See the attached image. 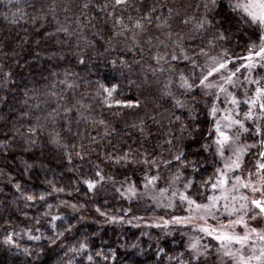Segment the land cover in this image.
I'll use <instances>...</instances> for the list:
<instances>
[{
  "label": "trees",
  "instance_id": "16d2710c",
  "mask_svg": "<svg viewBox=\"0 0 264 264\" xmlns=\"http://www.w3.org/2000/svg\"><path fill=\"white\" fill-rule=\"evenodd\" d=\"M204 2L129 0L127 6L113 8L114 0H0V264H88L85 253L70 251L85 237L94 264H179L187 259L178 239H159L155 232L141 238L140 229L107 223L109 216L120 217L111 190L101 184L99 193L89 191L82 181L100 166L112 180L135 184L141 193L145 175L159 173L164 181L176 171L175 161L171 168L162 161L178 148L201 161L194 175L197 187L211 175L214 158L201 148L210 130L203 102L190 119L175 106L174 97L186 99L176 77L167 64L161 72L153 59L162 54L170 60L172 40L178 37L186 47L207 44L212 33L193 28L205 12ZM218 4L208 15L227 30L228 38L217 44L232 54L245 53L250 37L255 39L253 31L232 11L229 0ZM144 16L152 22L136 33L134 42L128 17L134 21ZM188 17L191 23L185 24ZM117 20L128 25L123 35ZM171 63L186 70L185 61ZM170 76L171 96L164 88ZM109 82L118 85L116 95L123 105L103 104L99 85ZM57 134L59 143H53ZM125 153L129 160L117 163ZM145 157L158 165L144 164ZM184 171L193 175L191 169ZM53 186L64 191L53 192ZM30 194L36 199L26 200ZM192 195L201 199L196 189ZM141 197L129 202L127 217L158 216L154 204ZM52 216L62 219L53 221ZM53 224L62 236L56 238ZM68 225L74 226L71 231H65ZM6 236H12L11 243H5Z\"/></svg>",
  "mask_w": 264,
  "mask_h": 264
},
{
  "label": "snow or ice",
  "instance_id": "6c2138e0",
  "mask_svg": "<svg viewBox=\"0 0 264 264\" xmlns=\"http://www.w3.org/2000/svg\"><path fill=\"white\" fill-rule=\"evenodd\" d=\"M128 3L129 0H114L112 7L127 6ZM88 6L86 2L84 7ZM108 6L109 4L105 3L103 8L106 9ZM218 6V0H205L203 4L205 12L193 25L196 32L212 33L206 45L186 47L183 38L178 37L172 40L170 60L162 54L153 57L161 72L165 71V64L169 66L168 71L176 77L175 83L181 90L180 95L186 97L184 100L174 97L176 107L186 110L189 118L194 120L196 106L204 101L207 115L212 118L210 134L213 138L211 143H204L201 148L204 152H211L215 158L211 161V175L206 179L201 178L197 187L194 175L200 172L201 161L189 159L188 154L178 148L171 154V159L162 161L168 168H171L173 161L179 165L167 179V187L159 186L161 175L157 173L152 176L145 175L143 194L138 192L137 185L131 183L125 191L129 199L151 192L150 198L158 206L173 209L165 213L168 219L164 216L158 217L162 223H156L155 227L170 232V226L180 225L190 229L191 233L200 234H189L185 245L187 259H181L179 264H225V258L231 264H264V224L251 223L264 221V0H229V7L240 16L245 25L253 29L255 35V39L250 37L245 47L246 55L231 54L236 60L242 61L239 66L230 59V54L223 45H217V41L228 38L227 30L217 27L220 22L216 21L215 17L209 18L208 15ZM128 19L132 22L134 42L136 33L146 31L145 25L152 22L150 16L134 21L132 17ZM191 20V17L185 18L184 23H191ZM117 23L120 25V34L123 35L128 30V25L123 24L122 20H117ZM161 23L167 24V20ZM171 37L172 34L169 32V40ZM148 43H151V38ZM159 43L164 44L163 41ZM164 47L167 48L168 45L164 44ZM217 47L219 51H215ZM201 57L203 63L200 62ZM172 61L187 62L186 70L179 69L171 63ZM241 69L244 71L241 72ZM173 83L170 76L164 85L165 92L169 96L173 95L170 90ZM99 91L102 102L107 107L123 105L124 102L116 95L118 93L116 83L109 82L107 85L101 83ZM175 119L179 121L180 117L176 116ZM99 123L104 124V121L101 120ZM181 130H186L183 125ZM29 131L32 132L34 129ZM249 140L251 143L248 142ZM52 142L59 143L58 134ZM167 143L172 145L170 140ZM121 160L128 161L129 154L125 153L117 157L116 162L119 163ZM142 162L152 167H156L159 163L156 159L149 160L147 157ZM203 162L208 163L206 158ZM187 169H191L193 175H186L184 170ZM96 177L99 179L97 180ZM103 180L105 176L97 171L95 177H86L82 183L89 191H93ZM182 180L183 190L176 187ZM16 187L20 190L19 184ZM200 188L206 189L208 194L200 192ZM192 189H196L201 199L198 200L192 195ZM242 189L244 191H241ZM52 191L63 192L64 188L53 186ZM256 193H259V196L255 195ZM121 195H124V192H121ZM34 199H36L34 195L26 196L28 201ZM39 199L43 201L45 196L40 195ZM48 207L51 208V205ZM71 207L76 210L77 205L72 204ZM177 208L184 214H177L175 211ZM96 212L105 216V212L100 208H96ZM51 219L59 221L62 218L52 216ZM107 220L123 222V217L109 216ZM58 226L52 225L54 232ZM73 227L68 225L65 231H71ZM63 234L56 232V238ZM204 237L209 238L210 242L201 243ZM32 239L39 240L40 237L33 236ZM86 241L87 237L72 246L70 251L74 255L85 253L88 264H94L93 256L87 254L89 245ZM11 242L12 236H6L5 243ZM52 242L55 243V239ZM246 249L250 250L251 254H247ZM159 251L162 252L163 248ZM96 255L101 256L102 253L97 252ZM183 255L184 253H181V256ZM213 256L215 259H210ZM171 259L172 257H169V260Z\"/></svg>",
  "mask_w": 264,
  "mask_h": 264
},
{
  "label": "rangeland",
  "instance_id": "374dc122",
  "mask_svg": "<svg viewBox=\"0 0 264 264\" xmlns=\"http://www.w3.org/2000/svg\"><path fill=\"white\" fill-rule=\"evenodd\" d=\"M243 24H244V22H243ZM250 30L253 31L252 28H250ZM253 38H255V35H254ZM217 45H222V44H217ZM219 50H220L219 47H217L215 49V51H219ZM229 54H230V59H232L237 64V66H239L240 63H242V61L236 60L235 56L231 55L232 53L229 52ZM235 55L244 56V55H246V52L243 53V54H235ZM200 62L203 63V57L201 58ZM243 71L244 70L241 69V72H243ZM238 75H240V74L238 73ZM241 79H243V77H241ZM240 91L242 92L243 90L241 89ZM205 99H207V98H205ZM202 102H203V105H204V101H202ZM204 108H205V106H204ZM205 110H206L205 113L207 115V109L205 108ZM207 117H208V119L210 121V130H209V136L207 138V142L206 143H211L212 138H213L212 135L210 134L211 128H212V118L209 117L208 115H207ZM248 142L251 143V140H249ZM253 151H255V149H253ZM210 154H211V152H210ZM95 169L96 170L93 173L92 178L95 177V174H96L97 171H100L105 176V180L100 181V183L97 186V189H95L96 192L99 193V190H101V184L106 185L107 188L111 190V197H112L113 202L115 204V205H113V206H115L114 211H116V213L118 215H120V217H123V222H119V220L117 222H111V221L108 220L107 223L123 224V225L131 226L132 228H135V229H140V237L141 238L149 237L151 234H154L153 232H155V233H157L159 235V239H167V240L178 239V240L181 241L182 246H183V248L185 250V253H186L185 245H186V243L188 241L189 234L200 235L199 233H191L190 229H185L183 226H180V225H172V226H170V228H171L170 232L163 231L160 228L155 227L156 223H162L158 219V217L164 216L165 219H168L169 217L167 215H165V213L166 212H171V211H173V209H166L164 207L158 206L157 203L150 198L151 195H152L151 192H149L147 195H141L142 196L141 197V201L144 200L145 198L149 199L154 204V206L156 207V210H158L160 212V214L158 216H150L147 219H139V218H131V219H129L127 217V213H128V211H130L128 205L130 204L129 202L135 200V198H136V197H133L131 199L128 198V194L125 191V189L128 187L129 183H127L125 181L117 182V181H114L112 179H108V177H109L108 174L103 169H101L100 166H97ZM168 178H169V176H168ZM96 179L98 180L99 178L96 177ZM167 179L164 180V181H158L159 186L160 187H167ZM141 185H142L141 194H143L145 192V189H144V186H143L144 185V179H143ZM180 186H181L180 183L176 185V187H178L181 190H183V187H180ZM117 189H120V191H117ZM241 191H244V190L242 189ZM121 192H124V195H121ZM205 194H208V193L206 192ZM248 194L249 195H253L252 193H248ZM169 195H170V193H169ZM255 195L259 196V193H256ZM162 203H166V201H162ZM175 211L177 212V214H184V213L180 212L179 208L175 209ZM129 221H131V223H129ZM257 222H259L261 224H264V221H252L251 223H253L255 225ZM238 230L242 231V229H238ZM209 242H210L209 238H207V237H204L203 240L201 241V243H204V244H207ZM214 251H215V249H213V252ZM245 251H246L247 254H251L250 250L246 249ZM186 256H187V253H186ZM210 259H215V257L213 256ZM225 264H231V262L228 261L227 258H225Z\"/></svg>",
  "mask_w": 264,
  "mask_h": 264
}]
</instances>
